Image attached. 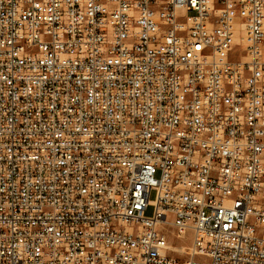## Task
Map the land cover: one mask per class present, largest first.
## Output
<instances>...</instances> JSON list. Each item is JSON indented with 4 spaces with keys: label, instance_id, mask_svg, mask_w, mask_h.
<instances>
[{
    "label": "built area",
    "instance_id": "built-area-1",
    "mask_svg": "<svg viewBox=\"0 0 264 264\" xmlns=\"http://www.w3.org/2000/svg\"><path fill=\"white\" fill-rule=\"evenodd\" d=\"M0 264H264V0H0Z\"/></svg>",
    "mask_w": 264,
    "mask_h": 264
},
{
    "label": "rangeland",
    "instance_id": "rangeland-1",
    "mask_svg": "<svg viewBox=\"0 0 264 264\" xmlns=\"http://www.w3.org/2000/svg\"><path fill=\"white\" fill-rule=\"evenodd\" d=\"M150 201L151 202L155 201V192L154 191L151 192ZM153 214H154V208L153 207H149L148 210L145 212L146 217H152ZM171 243H173L174 245H177V246H180L179 244H182L181 241L175 240L173 238L171 239ZM178 253H180V254L183 253L180 256L181 258H184V259L188 258V256H187L188 250L187 249H185L184 251L179 250ZM174 256H176V254H174Z\"/></svg>",
    "mask_w": 264,
    "mask_h": 264
},
{
    "label": "bare ground",
    "instance_id": "bare-ground-1",
    "mask_svg": "<svg viewBox=\"0 0 264 264\" xmlns=\"http://www.w3.org/2000/svg\"><path fill=\"white\" fill-rule=\"evenodd\" d=\"M185 249H187L188 250V252H189V249L188 248H184L183 250H181V251H184ZM178 251H179V249H177Z\"/></svg>",
    "mask_w": 264,
    "mask_h": 264
}]
</instances>
